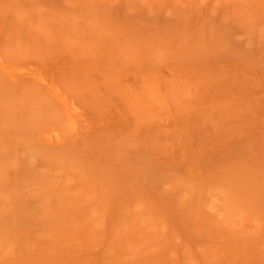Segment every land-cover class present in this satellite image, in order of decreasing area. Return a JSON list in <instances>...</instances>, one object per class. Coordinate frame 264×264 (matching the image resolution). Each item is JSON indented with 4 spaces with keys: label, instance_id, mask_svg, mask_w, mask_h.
<instances>
[{
    "label": "rangeland",
    "instance_id": "obj_1",
    "mask_svg": "<svg viewBox=\"0 0 264 264\" xmlns=\"http://www.w3.org/2000/svg\"><path fill=\"white\" fill-rule=\"evenodd\" d=\"M0 264H264V0H0Z\"/></svg>",
    "mask_w": 264,
    "mask_h": 264
}]
</instances>
